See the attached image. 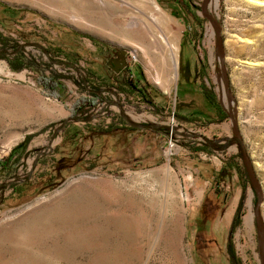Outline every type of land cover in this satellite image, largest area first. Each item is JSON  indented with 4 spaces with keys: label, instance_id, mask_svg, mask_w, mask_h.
Returning <instances> with one entry per match:
<instances>
[{
    "label": "rangeland",
    "instance_id": "rangeland-1",
    "mask_svg": "<svg viewBox=\"0 0 264 264\" xmlns=\"http://www.w3.org/2000/svg\"><path fill=\"white\" fill-rule=\"evenodd\" d=\"M111 1L131 8L0 0L32 11L13 17L0 9V30L39 63L14 72L0 60V264H230L226 244L241 198L232 249L241 264H260L255 192L225 162L241 164L238 131L264 223V0H208L206 17L202 0H149V11L136 0ZM129 11L146 19L158 12L170 31L157 24L134 36ZM162 37L174 44L176 69L159 85L146 54L158 41L166 47ZM48 46L57 52H44ZM112 48L128 51V70L114 74L105 64ZM195 67L226 110L222 121L207 116L199 78L177 93L180 71ZM53 73L57 94L36 84ZM129 79L153 89L151 106L119 91ZM63 161L74 165L63 169Z\"/></svg>",
    "mask_w": 264,
    "mask_h": 264
},
{
    "label": "trees",
    "instance_id": "trees-1",
    "mask_svg": "<svg viewBox=\"0 0 264 264\" xmlns=\"http://www.w3.org/2000/svg\"><path fill=\"white\" fill-rule=\"evenodd\" d=\"M180 1L184 6L187 5V2L185 0H180ZM0 9L4 13H8L13 17H15V15H17V14L19 15L20 13L32 12V11L27 10V9H18V8L10 7V6L2 3V2H0ZM195 20L198 21V18H195ZM189 30H190V28L188 26L186 28V31H189ZM19 34H20V36H22V38H24V36H26L21 31ZM75 34H77V33H75ZM184 40H185V32H184V35L182 36L181 45L184 44ZM92 41H93V39H92ZM42 50L46 53H49L50 51L53 52L54 47L48 46L46 48H42ZM54 51L57 52L56 49ZM0 60L5 61L8 68L14 72H18V71H21L24 69L37 70V68L39 67V63L35 59H33V58L29 59L25 55L23 50L20 48V44H18L17 41L15 39H13V37H11L8 33H4L1 30H0ZM197 71L199 72V69L197 70V67H195L193 69V72L189 71L186 73L184 70L180 71V75H179L180 77H179V81H178V87L179 88H178L177 93L179 94L180 90L183 93H186L185 89H181V88L184 85L191 86L194 83L196 84L197 78H199L200 81L197 83V88L199 90L198 93H199L200 97L205 101V103H207V105L210 107V110L206 111L207 116L208 117L212 116V118L215 117L216 121H222L226 117V110L222 107V103L218 99L215 91L205 85L203 75L200 76ZM138 76H139V74H137V76H136V78H137L136 81H140V78ZM37 78L38 79H37L36 84L39 87H41V89L43 91H45L47 93L49 91L50 93H54V94L58 93L57 88H58V85L60 84V81H59L60 77L58 75L53 73L52 75H41ZM134 81H135V79H129V80H125L123 82H119V83L116 82V83H118L117 87H118L119 91L125 92L127 95L136 96L137 99H139L143 102H146L148 104L154 103L153 102L154 96L152 95L153 89L150 86H148V84H146L145 82H144L145 85L138 87V85ZM186 86H184V87H186ZM95 94H97V93H95ZM95 94L92 95V99H97L98 95H95ZM178 98H179V96H178ZM150 106H151V104H150ZM153 106H154L153 107L154 110L155 109L157 110V105H153ZM211 109H212V111H211ZM183 118H184V120H187V121H191L192 119H196L195 117H190V118L183 117ZM63 158L67 159L68 157H63ZM234 159H235V157L227 159V161L225 162L226 168H228L230 170L231 169L235 170L236 172H238L240 180H244L245 182H247L248 179H247L246 172H245V169H244L242 163L240 164L238 161H236ZM63 163H64V161H63ZM64 164L66 167H63V169L69 168V167L74 165V164L69 165L67 163H64ZM41 165L43 166L45 164L42 163ZM241 199L238 203V206L236 207L235 213L232 217L231 224L229 226L230 235L227 238L226 249H227V254H228V261L230 262V264H241V259L235 255L234 250L232 249L231 241H230L231 240L230 239L231 234L233 233V229H235L240 223ZM206 201H209L208 198H206Z\"/></svg>",
    "mask_w": 264,
    "mask_h": 264
},
{
    "label": "bare ground",
    "instance_id": "bare-ground-1",
    "mask_svg": "<svg viewBox=\"0 0 264 264\" xmlns=\"http://www.w3.org/2000/svg\"><path fill=\"white\" fill-rule=\"evenodd\" d=\"M111 7H115L117 9H123L124 5L131 8L130 4L123 2V5L116 4L115 1H111ZM135 5L139 4L142 11H149L152 10L154 5L150 3L149 0H136L134 1ZM137 8V7H136ZM107 9V7H106ZM132 22L126 23L125 27L129 29L134 36H140L143 35L144 38L147 34H151L155 32V29L157 28L156 25L160 24L169 32L170 29L167 25L168 20L162 16L161 14L157 13H149L148 19L143 18L142 16L132 14L131 11L128 12ZM145 19V21H144ZM147 21V22H146ZM126 29V28H124ZM163 42H165L166 47H164L160 42L158 41L155 43L156 45L154 47L155 52L149 53L150 56L148 57V54H146V60L148 62V65L150 67V70L154 73V81L162 85V78L165 77L170 69L175 70L176 69V58L172 51L174 48V44L170 43L167 38L162 37ZM126 40V39H125ZM169 49V51L167 50ZM146 53V52H145ZM165 75V76H164ZM168 76V75H167Z\"/></svg>",
    "mask_w": 264,
    "mask_h": 264
},
{
    "label": "water",
    "instance_id": "water-1",
    "mask_svg": "<svg viewBox=\"0 0 264 264\" xmlns=\"http://www.w3.org/2000/svg\"><path fill=\"white\" fill-rule=\"evenodd\" d=\"M208 0H202L201 3V11L202 16L206 17L203 9L204 5L206 4ZM208 20H210L209 17H207ZM215 31H216V40H217V49L219 52V58H220V66H221V73H222V79L224 88L226 91V95H229V83H228V75L226 72V67L224 65V47H223V40L219 33V28L216 24H214ZM124 50H117L115 52V55L119 58V54H124ZM112 62V63H111ZM108 65H111L112 69L115 72H118L123 66V63H119L116 59L112 58L107 62ZM131 125L135 126V124L131 123ZM156 125H143V127H154ZM237 136L234 137L235 140L239 143V153H240V160L241 163L245 169L247 179L249 181V184L253 188L255 195H256V201L253 208V216H254V222H255V229H256V236L257 240L260 244V264H264V223L262 222L261 215H260V204L262 200V193H261V187L258 182V179L256 177L253 165L251 163L250 157L245 149L244 143L240 135L238 134V131H236Z\"/></svg>",
    "mask_w": 264,
    "mask_h": 264
},
{
    "label": "flooded vegetation",
    "instance_id": "flooded-vegetation-1",
    "mask_svg": "<svg viewBox=\"0 0 264 264\" xmlns=\"http://www.w3.org/2000/svg\"><path fill=\"white\" fill-rule=\"evenodd\" d=\"M124 50L125 52H124V54H119V58L117 57V55H115V50ZM127 54H128V51L127 50H125V49H119V48H112L111 49V51L109 52V54L106 56V62H105V64L109 67V69L114 73V74H118V73H122L123 71H125V70H128L130 67H129V65H128V56H127ZM112 58H114V59H116L117 61H119V63L121 64V63H123L124 64V66L118 71V72H115L113 69H112V67H111V65H108L107 64V62L110 60V59H112ZM112 63V62H111ZM144 125H146V124H144ZM133 126V125H132ZM134 127V126H133Z\"/></svg>",
    "mask_w": 264,
    "mask_h": 264
},
{
    "label": "built area",
    "instance_id": "built-area-1",
    "mask_svg": "<svg viewBox=\"0 0 264 264\" xmlns=\"http://www.w3.org/2000/svg\"><path fill=\"white\" fill-rule=\"evenodd\" d=\"M170 127H172V126H170Z\"/></svg>",
    "mask_w": 264,
    "mask_h": 264
}]
</instances>
